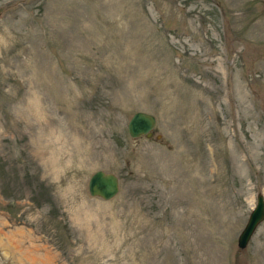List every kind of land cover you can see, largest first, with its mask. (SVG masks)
<instances>
[{
	"label": "rangeland",
	"instance_id": "374dc122",
	"mask_svg": "<svg viewBox=\"0 0 264 264\" xmlns=\"http://www.w3.org/2000/svg\"><path fill=\"white\" fill-rule=\"evenodd\" d=\"M258 194L264 0H0V264H264Z\"/></svg>",
	"mask_w": 264,
	"mask_h": 264
},
{
	"label": "water",
	"instance_id": "95a60500",
	"mask_svg": "<svg viewBox=\"0 0 264 264\" xmlns=\"http://www.w3.org/2000/svg\"><path fill=\"white\" fill-rule=\"evenodd\" d=\"M156 124L154 115L137 111L128 121L127 129L132 138L145 136L147 138L153 135V128ZM119 190L118 177L110 172L103 170L95 171L88 180V191L92 196H97L102 199H110L114 197ZM264 218V198L262 194L257 195L256 204L249 214L248 220L241 230L237 238L239 248H244L248 244L250 238L254 234L257 226Z\"/></svg>",
	"mask_w": 264,
	"mask_h": 264
}]
</instances>
